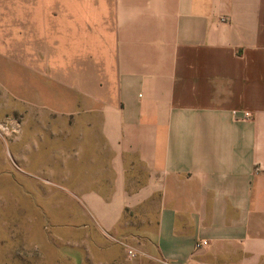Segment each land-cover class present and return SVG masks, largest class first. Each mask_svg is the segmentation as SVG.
Segmentation results:
<instances>
[{"label":"crops","instance_id":"0c3cea01","mask_svg":"<svg viewBox=\"0 0 264 264\" xmlns=\"http://www.w3.org/2000/svg\"><path fill=\"white\" fill-rule=\"evenodd\" d=\"M78 1L110 24L71 194L105 233L132 218V264H264V0Z\"/></svg>","mask_w":264,"mask_h":264},{"label":"rangeland","instance_id":"374dc122","mask_svg":"<svg viewBox=\"0 0 264 264\" xmlns=\"http://www.w3.org/2000/svg\"><path fill=\"white\" fill-rule=\"evenodd\" d=\"M100 12L89 17L78 0H0V264L135 258L127 255L138 250L132 218L105 233L71 194L62 166L71 150L62 128L76 125L77 99L93 79L108 76L99 63L107 2Z\"/></svg>","mask_w":264,"mask_h":264},{"label":"built area","instance_id":"2783aa9c","mask_svg":"<svg viewBox=\"0 0 264 264\" xmlns=\"http://www.w3.org/2000/svg\"><path fill=\"white\" fill-rule=\"evenodd\" d=\"M206 245H207V242L202 241V242L196 244L195 245V248H196V250H199V249L205 247ZM127 255H128V258H132L133 257V253L130 252V251L127 253Z\"/></svg>","mask_w":264,"mask_h":264}]
</instances>
